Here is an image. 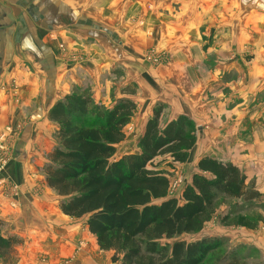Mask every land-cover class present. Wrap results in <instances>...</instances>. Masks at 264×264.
<instances>
[{
    "label": "crops",
    "instance_id": "crops-1",
    "mask_svg": "<svg viewBox=\"0 0 264 264\" xmlns=\"http://www.w3.org/2000/svg\"><path fill=\"white\" fill-rule=\"evenodd\" d=\"M229 1L0 0V233L4 238L16 241L13 264H60L65 260L68 264H98L97 260L90 258V254L100 250L96 237L86 227V218L63 215L59 208L61 197L45 183L44 169L49 163L47 156L57 146L59 128L49 119V113L57 103L72 95L89 98L94 105L127 100L135 109L125 128L138 121L144 122V129L141 127L139 130L140 141L156 104L151 96L144 99L143 92L147 91L144 82H148V73L155 71L138 59L142 50L133 49L131 41L146 43L149 28H171L173 38L176 35L181 38L183 35L180 32L185 31L183 27H189L188 38H203V58L214 55L218 59L212 62L215 65L212 68L208 67L209 60L202 62L201 70L214 69L216 74H223V80L228 69L249 74L248 80L237 78L235 85L240 88L235 97L241 96L245 100V97L261 93V101H264V0ZM244 11L250 15L249 21L245 22L244 17L248 19V14L245 15ZM186 14L187 22L179 23ZM234 25L241 28L247 26L245 34H250L247 38H251L252 42L249 47L255 49L243 52V58L250 59L247 67L228 68L223 62L237 47L236 43L228 50V38ZM238 35L235 38H241L242 43L243 30ZM107 38H112L118 48L103 44ZM196 45L191 43L193 52L197 51ZM77 57L83 60L77 62ZM179 68L178 75L182 71V67ZM119 72L125 76L122 84L110 82V78ZM221 77L219 81L223 82ZM245 81H248L247 87H243ZM182 84L179 78H173L171 84L163 86L170 87L177 101L181 102ZM193 84L189 94L194 101L191 104L156 105L162 106L163 110L173 108L170 115L173 118L167 119L159 128L161 130L169 122L184 116L195 125L209 122L205 134L210 139L213 135L210 117L217 110L211 103H197L194 92L202 86L198 83L196 87V82ZM206 91L212 89L203 92ZM225 103L221 100L220 107ZM235 106L239 105L236 103ZM201 107H204L202 114L199 111ZM142 111L145 113L139 117ZM236 111L242 115L234 123L235 126L244 113L243 109ZM232 112L220 110V114ZM159 120L161 122L160 117ZM252 121L256 123V129L261 127L258 118ZM236 134L242 135L238 131ZM232 135L227 134L226 137ZM252 136L254 142L251 145L237 141L236 145L213 150L210 143V148L205 147L203 155L195 154L194 148H198V141H195L189 153L193 168L186 169L189 172L186 186L190 185L193 175L200 172L198 162L209 158L237 168L245 178L246 189L251 187L257 194L252 200L263 199L264 150L260 151L256 133ZM125 140L126 135L116 146L113 160L129 156L118 154V147ZM248 155L257 156H251L249 160ZM182 191L169 197L176 199L180 205L183 203ZM109 253L112 257L113 253Z\"/></svg>",
    "mask_w": 264,
    "mask_h": 264
},
{
    "label": "trees",
    "instance_id": "trees-1",
    "mask_svg": "<svg viewBox=\"0 0 264 264\" xmlns=\"http://www.w3.org/2000/svg\"><path fill=\"white\" fill-rule=\"evenodd\" d=\"M134 109L131 102L120 100L101 110L77 95L57 103L49 113L59 128L57 146L47 156L45 183L61 197L63 215L86 218L89 233L101 250L113 253V263L203 264L218 242L176 241L169 247L157 242L199 232L214 212L216 194L235 200H252L257 194L246 189L234 166L202 158L200 172L182 191L183 203L169 197L170 179L148 166L164 155L184 163L195 138L187 134L193 124L184 116L160 130V109L146 124L140 154L113 160ZM15 244L0 233V259L12 257Z\"/></svg>",
    "mask_w": 264,
    "mask_h": 264
},
{
    "label": "rangeland",
    "instance_id": "rangeland-1",
    "mask_svg": "<svg viewBox=\"0 0 264 264\" xmlns=\"http://www.w3.org/2000/svg\"><path fill=\"white\" fill-rule=\"evenodd\" d=\"M229 3L230 1L227 0ZM231 5L229 4L230 15ZM245 15L248 14L244 11ZM244 17L245 22L250 20V15ZM187 22V14L185 19H181L179 23L185 24ZM141 23V22H140ZM142 26V24H140ZM247 27V26H246ZM246 27H237L234 25L232 28L230 38H228V50L230 46L237 43L236 49L231 53L229 52L228 58L224 59L226 67H247V61L243 58V52H248L255 50L250 48L251 38L249 33L245 34L247 30ZM184 32H180L183 36L179 38L176 35L173 38L172 29L167 27H157L156 29H148V37L146 38V43L142 41L141 44L138 42L131 41V45L136 50H142L140 53L139 60H142L149 64L151 70L155 72L148 73L147 81L144 82L146 89L143 92L144 99L147 96L153 97L154 105L152 111L160 109L159 126L162 128L164 122L167 119L173 118L170 116L172 114L173 108L162 109V106H156L159 104L168 103L171 106H184L194 102L189 96L191 94V88L196 82V87L198 83L202 86V89L194 92L195 100L198 104L211 103L214 105L217 113H212L211 119V129L213 130L212 138H208V134H205L206 127L210 125L209 122H203L201 124H193L192 129H187V134L193 135L195 141H198V148H194L195 154H204L205 147H209L211 143L212 149L220 150V147L229 145H236L237 141H243L245 143L254 142L253 133L259 137L260 151H263V123H264V101H261V93H257L254 96L245 97V100L239 96L235 97V93L238 92L240 86H236L237 78L244 77L248 80L249 74L237 73L233 69H228L225 80L221 76L223 74H216L214 69H209L211 74L209 75L208 70H201L200 64L206 60H209L208 67H214V63L217 62V58L204 57V43L203 38H188V27ZM156 30V31H155ZM243 30L244 36L241 43V38H235L239 36L240 31ZM202 30L200 34H202ZM179 34V35H180ZM230 34V33H229ZM117 39V38H115ZM133 39V38H131ZM255 40V38L253 39ZM138 41V40H136ZM88 42V41H87ZM191 43L197 44L195 46L196 52H193L191 48ZM254 43V42H253ZM103 44L109 45L110 47L116 46L118 44L114 43L112 38H107L103 40ZM243 46V47H242ZM257 46V43H256ZM121 49H119L120 51ZM75 59L74 57H72ZM209 58V59H208ZM83 58L77 57V62H80ZM75 61V60H74ZM250 63V62H248ZM179 67H182L180 75L177 74ZM195 69V71H193ZM219 70V69H218ZM170 72L172 73L170 75ZM113 77V76H112ZM219 77L221 81H219ZM173 78H179L180 82L184 83L181 85L180 94L181 102L177 101L176 94L170 90V87H164L163 84H171ZM105 79H109L106 77ZM110 82L114 84H122L125 80L123 72H119L115 77L110 78ZM211 80V81H209ZM248 81H245L243 87H247ZM122 86V85H121ZM204 87L206 89L211 88L212 91L203 92ZM201 97V98H200ZM221 100L225 101V106L220 107ZM241 101L244 103L239 104ZM116 100H112L109 104H96L92 103V106H97L101 110H108ZM236 103L239 105L236 107ZM228 109L233 112L230 114H220V110ZM204 107L199 108V111H203ZM244 110L242 120L235 126V122L241 117L242 114L236 110ZM248 109V111H247ZM254 110V111H253ZM152 111L151 116L152 117ZM253 111V113H251ZM145 111H142L139 115L142 116ZM138 117V118H139ZM259 119L261 127L256 129L254 121ZM86 120V119H85ZM88 120V119H87ZM91 120V119H89ZM144 122H136V124H131L124 129L126 140L118 147L119 156L122 154L130 155L138 153L140 148L139 143V130L143 127ZM198 126H201L198 129ZM242 129V130H240ZM207 130H210L209 128ZM224 133H221V131ZM253 130V131H252ZM236 131L241 132L242 135L236 134ZM227 134H235L232 137H226ZM210 148V147H209ZM191 149L186 152V161L182 164L175 163L168 155L159 156L153 160V162L148 166V169L153 172H158L169 176L171 189L169 191V196H176L181 189L186 187V181H188L189 172L186 171L187 168H193V162L191 155L189 156ZM193 151V150H192ZM244 155H241L242 157ZM251 156L248 155L249 160ZM249 189H253L249 187ZM62 201V199H61ZM253 239V240H252ZM201 240H214L219 243L218 248L207 256L203 264H264V196L262 198H256L255 200H244V199H232L221 194H216L214 203V212L209 219V221L204 225V227L197 233L190 235H183L180 237L173 238L171 240H161L158 241L159 247H169L176 241H184L187 243L197 242ZM87 247V246H86ZM99 253L90 254V258L98 261V264H121L120 260L116 263L111 261V255L109 252L103 251L99 248ZM15 258L9 257L8 260L4 261L0 259V264H13ZM68 261V260H67ZM60 264H68V262L61 261Z\"/></svg>",
    "mask_w": 264,
    "mask_h": 264
}]
</instances>
